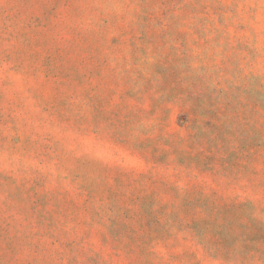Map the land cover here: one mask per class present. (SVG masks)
Returning <instances> with one entry per match:
<instances>
[{"label":"rangeland","instance_id":"rangeland-1","mask_svg":"<svg viewBox=\"0 0 264 264\" xmlns=\"http://www.w3.org/2000/svg\"><path fill=\"white\" fill-rule=\"evenodd\" d=\"M0 264H264V0H0Z\"/></svg>","mask_w":264,"mask_h":264}]
</instances>
